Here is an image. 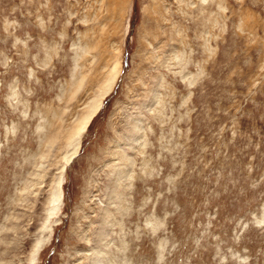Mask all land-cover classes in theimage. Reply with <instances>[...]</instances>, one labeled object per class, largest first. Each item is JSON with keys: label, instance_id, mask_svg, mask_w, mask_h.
Returning <instances> with one entry per match:
<instances>
[{"label": "rangeland", "instance_id": "obj_1", "mask_svg": "<svg viewBox=\"0 0 264 264\" xmlns=\"http://www.w3.org/2000/svg\"><path fill=\"white\" fill-rule=\"evenodd\" d=\"M94 262L264 264V0H0V264Z\"/></svg>", "mask_w": 264, "mask_h": 264}, {"label": "bare ground", "instance_id": "obj_2", "mask_svg": "<svg viewBox=\"0 0 264 264\" xmlns=\"http://www.w3.org/2000/svg\"><path fill=\"white\" fill-rule=\"evenodd\" d=\"M116 70H114L112 68V70L109 72L105 82H104V85L105 87H103V91H107L110 89L113 81H114V78H115V72ZM81 83V82H80ZM102 91V92H103ZM103 92V93H105ZM101 97V95H100ZM102 98V97H101ZM89 105V110H85L82 114V116L79 119V124L76 125L72 131L70 132L69 134V138L73 140V143L76 141L75 138L78 137L82 132H84L86 129H87V126H88V122L89 120L93 119L96 115V113L99 111V109L101 108V102L98 101L97 99H93L90 101V103H88ZM87 106V107H88ZM87 111V112H86ZM77 123V122H76ZM75 152H76V147H73V151L71 152V154L68 156L67 158V162H70V160L75 156ZM68 164V163H67ZM59 197H60V193L59 191H57V189H55L53 192H52V195L50 197V204H52L49 208V210L53 211L55 210V205L57 204L58 200H59ZM41 242V241H40ZM39 245V241H37L36 243V248H38ZM35 248V247H34ZM36 251V249H34V252ZM33 252V254H34ZM95 263V262H94ZM95 264H99V263H95Z\"/></svg>", "mask_w": 264, "mask_h": 264}]
</instances>
